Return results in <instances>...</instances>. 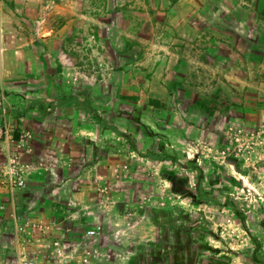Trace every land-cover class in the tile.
Returning a JSON list of instances; mask_svg holds the SVG:
<instances>
[{"label":"rangeland","instance_id":"rangeland-1","mask_svg":"<svg viewBox=\"0 0 264 264\" xmlns=\"http://www.w3.org/2000/svg\"><path fill=\"white\" fill-rule=\"evenodd\" d=\"M98 8L85 4V35H76L74 50L94 60L85 72L94 76L101 71L93 49L113 59ZM208 8L213 23L205 24H223L225 39L208 45L211 28L187 49L200 58L197 49L219 47L225 63L188 69L186 61L185 78H155L145 69L138 85L117 95L107 83L70 89L86 93L71 105L77 112L71 123L85 124V162L78 155L77 164L62 169L75 176L74 190L47 202L57 207L50 217L73 238L98 228L102 264H264V0H213ZM32 38L0 30V75L3 59L17 60V54L3 56V43L17 48ZM22 86L0 80V106L15 113ZM10 122L21 126L16 115ZM1 226L0 264H7L1 255L9 239Z\"/></svg>","mask_w":264,"mask_h":264},{"label":"crops","instance_id":"crops-1","mask_svg":"<svg viewBox=\"0 0 264 264\" xmlns=\"http://www.w3.org/2000/svg\"><path fill=\"white\" fill-rule=\"evenodd\" d=\"M212 1L0 0V30L4 36L11 32L20 39L27 34L33 37L23 40L26 43L19 44L17 48L14 44L2 42L3 56L17 54V60H2L0 80L4 84H23V98L18 100L16 114L11 110L10 116L16 115L21 122L20 128L34 134L33 151L23 152V157L41 169L30 189L15 195L14 199L0 186V208L14 205V211L20 214L50 217L56 214L57 207L49 204L47 199L62 197L59 191L74 190L70 181L75 176L63 175L61 171L77 164L78 155L82 158L81 165L85 162V124L77 126L71 123L72 114L77 113L71 105L78 99L76 97H84L86 93L70 92L73 86L85 85L87 81L99 85L107 83L116 89L117 95L118 89L121 92V88L138 85L137 77L145 69L153 72L155 78L164 74L166 77L185 78L182 69L186 61L190 62L188 69H193L196 63L206 66L216 61H228L219 47L216 50L197 49L204 55L200 58L193 57L187 49L189 40L207 34L211 28L214 39L208 45L217 46L215 39L224 38L219 34L225 30L223 24L217 25L221 29L205 24L213 23L208 15V5ZM87 3L99 7L97 21L106 28V37L111 39L106 42L108 52L113 56L109 60L102 50L93 49L101 71L95 76L85 74L87 68L94 67L91 65L94 60L92 63L85 61V51L79 57L74 53L77 49L75 40L79 39L76 35H85L87 15L84 10ZM92 19H96L95 15ZM38 49L45 52L46 62L41 60L42 52L36 54ZM122 52L129 56L122 58ZM88 59L91 61V54ZM56 67L62 70L58 75L52 71ZM6 69L11 70L5 72ZM128 69L131 71L126 72ZM121 72L124 73L119 76ZM48 104L49 114L45 113ZM16 140L0 141V166L6 163L10 154L23 151L18 148ZM6 218L4 211L0 210V224H5ZM1 257L3 262L7 261L3 254Z\"/></svg>","mask_w":264,"mask_h":264},{"label":"built area","instance_id":"built-area-1","mask_svg":"<svg viewBox=\"0 0 264 264\" xmlns=\"http://www.w3.org/2000/svg\"><path fill=\"white\" fill-rule=\"evenodd\" d=\"M4 99V98H3ZM0 141L16 140L21 152L8 156L0 166V186L12 198L30 189L36 176L41 174L40 166L26 160L23 152L31 153L34 134L11 124V109L3 103L0 106ZM7 217L1 232L9 239L3 255L7 264H102V252L98 242L101 232L98 228L84 230L72 237L70 230L58 224L56 217H33L14 211V205L1 206Z\"/></svg>","mask_w":264,"mask_h":264}]
</instances>
